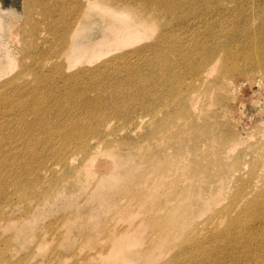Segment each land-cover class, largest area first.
<instances>
[{
    "label": "rangeland",
    "instance_id": "1",
    "mask_svg": "<svg viewBox=\"0 0 264 264\" xmlns=\"http://www.w3.org/2000/svg\"><path fill=\"white\" fill-rule=\"evenodd\" d=\"M165 1L0 0V264H264V0Z\"/></svg>",
    "mask_w": 264,
    "mask_h": 264
},
{
    "label": "bare ground",
    "instance_id": "2",
    "mask_svg": "<svg viewBox=\"0 0 264 264\" xmlns=\"http://www.w3.org/2000/svg\"><path fill=\"white\" fill-rule=\"evenodd\" d=\"M139 1H141V0H139ZM145 2H147V3H150V4H154V5H159V7L162 9V10H165V9H167L168 8V6L169 5H166L167 4V1H165V0H144ZM88 3H90V0H88ZM153 5V6H154ZM69 29V28H68ZM75 30V29H74ZM71 47V46H70ZM72 48V50L74 49V47H71ZM210 61V56L209 55H207V56H204L203 58H202V60L199 62V63H197V65H196V69L198 70V71H202V69H204L205 70V73L204 74H202V77H201V79H202V81L203 82H206V80L207 79H205V80H203L204 78H206L207 76H208V74H209V69L206 67V65L208 64V62ZM216 63L217 62H215L214 64H213V66H215L216 65ZM213 66L211 67V68H213ZM230 69L229 67H225L224 69H223V71L225 70V69ZM231 70V69H230ZM227 73H230V74H234V72L231 70V71H228ZM219 80V81H218ZM218 80H215V81H209L208 83H207V88L205 89V90H203L202 92H201V90H200V88H197V89H195V90H193V93H191V95H190V99H194L196 96H198V95H200V94H202L203 93V95H205V97H207V96H209L210 98L212 97V100L211 99H209V97H207L208 98V100L210 101H213V99H215V100H218V97H219V95H220V92H219V90L220 89H222V87L225 85V84H227V83H224V80H221L220 78H218ZM200 83V81H199V77L198 76H195V79H194V85H193V88L194 87H196L198 84ZM192 88V89H193ZM203 98H204V96H203ZM206 98V99H207ZM140 117V116H139ZM140 120H142V119H140ZM204 126V125H203ZM202 133V131L200 130V129H196L195 130V134H193L192 135V137H191V141H192V143L195 145L196 144V140H197V135H200ZM100 141V139H98V141L97 142H99ZM87 146V145H86ZM86 146H80L79 147V149H83V150H85L86 149ZM6 152H2V154H5ZM41 162H39V164H40ZM28 181H29V179L28 180H24V179H22V178H19L18 177V175H14V177H13V182H14V184H16V186H21V190L23 191V192H29V191H31L30 189H31V187L29 188V186H28ZM2 187H3V184L2 183H0V190L2 189ZM2 192V191H1ZM3 193V195L5 194V192H2ZM222 215H223V213L222 212H220V211H218L217 212V218H219V217H222ZM236 222V219H234V218H229L228 220H227V222ZM231 232H230V230L229 229H227V228H223L222 230H218V232L216 233V237L217 236H219V237H223V238H226V236H228L229 234H230ZM209 237H206V238H204V239H201V240H197V241H195L194 243H192V246H193V248L196 250L195 252H188V254H189V256H191V258L192 259H196L198 256H201V257H205V258H207V256H208V250H206V249H204L203 248V246L201 245L202 243H205L206 242V240L208 239ZM263 241V240H262ZM263 243H264V241H263ZM236 246V243L234 244V245H232L231 247L232 248H234ZM187 251H188V249H183V250H180V251H177V252H180V253H187ZM226 251H227V249L226 250H223L222 251V255H225L226 254ZM200 257V258H201ZM223 257V256H222ZM260 259H258L257 261H259ZM256 261V262H257ZM219 264H223L222 262H219Z\"/></svg>",
    "mask_w": 264,
    "mask_h": 264
}]
</instances>
